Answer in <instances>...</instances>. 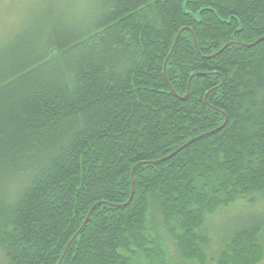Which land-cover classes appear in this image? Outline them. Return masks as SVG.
<instances>
[{"label": "trees", "instance_id": "obj_1", "mask_svg": "<svg viewBox=\"0 0 264 264\" xmlns=\"http://www.w3.org/2000/svg\"><path fill=\"white\" fill-rule=\"evenodd\" d=\"M31 21L0 42V264H260L264 39L240 43L264 0H45ZM232 205L251 213L218 249Z\"/></svg>", "mask_w": 264, "mask_h": 264}, {"label": "rangeland", "instance_id": "obj_2", "mask_svg": "<svg viewBox=\"0 0 264 264\" xmlns=\"http://www.w3.org/2000/svg\"><path fill=\"white\" fill-rule=\"evenodd\" d=\"M45 0H0V42L9 39L12 34H17L23 30H27L31 26L32 15H38L43 9ZM242 204V202H240ZM257 213H264L263 208L256 209ZM251 213L249 207L232 205L229 208L221 209V211L210 220L211 227L209 235L217 237V248L222 245L225 233L241 219ZM211 218V217H210ZM210 235V236H211ZM214 237V238H215ZM224 238V237H223ZM215 250H218V249ZM263 262V263H262ZM261 263L264 264V260ZM183 264H196L192 262L181 261ZM260 263V264H261ZM209 264H213L210 261Z\"/></svg>", "mask_w": 264, "mask_h": 264}, {"label": "water", "instance_id": "obj_3", "mask_svg": "<svg viewBox=\"0 0 264 264\" xmlns=\"http://www.w3.org/2000/svg\"><path fill=\"white\" fill-rule=\"evenodd\" d=\"M183 30H185V28H182V29L178 32L176 38L174 39L173 45H172V47H171V49H170V51H169V53H168V55H167V57H166V59H165V61H164V64H163V73H164V74H165L166 61H167V59L169 58V56L171 55V53H172V51H173V49H174V46L176 45L178 35H179ZM193 39H194V36H193ZM263 39H264V37H263V38H259V39H257L256 41H254V42H252V43H250V44H243V43H240V44L243 45V46H249V47H250V46L255 45L257 42H259V41H261V40H263ZM232 43H233V42H232ZM228 44H229V43H228ZM228 44H226L225 46H227ZM225 46H224V47H225ZM224 47H223V48H224ZM223 48H221V50H222ZM221 50H220V51H221ZM191 77H192V76H190V78H189V80H188L187 90L189 89V85H190ZM187 96H188V91H187V93H186L183 97H181V98H182V99H185ZM225 124H226V119H225V121L222 123V125L219 126L218 128H216V129H214V130H211V131L207 132L206 134H202V135H200V136H197V137H195V138L189 140L188 142H186L185 144H183L182 146H180L177 150H175L173 153L169 154L167 157H165V158H163V159H161V160H165L166 158L171 157L172 155H174L175 153H177L178 151H180L181 149H183L186 145H188L189 143L195 141L196 139L201 138V137H203L204 135L211 134V133H213V132H215V131L220 130ZM132 194H133V181H132V191H131L130 197H129L128 201H127L125 204H123V205H126V204L131 200ZM96 205H98V203L95 204L94 206H92V208L89 210V212H88V214H87V216H86V218H85V220H84V222H83V225L86 223L87 219H88L89 216H90L91 211L93 210V208H94ZM83 225H82V226H83ZM79 231H80V229L76 232V234H77ZM76 234H75V235H76ZM69 243H70V242H69ZM68 245H69V244H68ZM65 251H66V249H65ZM65 251H64V252H65Z\"/></svg>", "mask_w": 264, "mask_h": 264}]
</instances>
